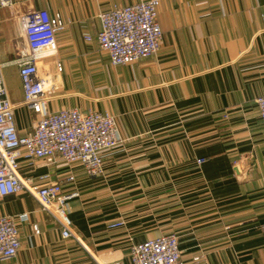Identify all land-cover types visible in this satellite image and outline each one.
I'll use <instances>...</instances> for the list:
<instances>
[{
  "label": "crops",
  "instance_id": "obj_1",
  "mask_svg": "<svg viewBox=\"0 0 264 264\" xmlns=\"http://www.w3.org/2000/svg\"><path fill=\"white\" fill-rule=\"evenodd\" d=\"M140 1L11 0L0 8V63L19 135L36 118L23 105L14 64L21 17L46 10L66 24L46 59L54 69L41 71L44 86L51 82L50 110L108 113L120 138L96 178L78 163L20 161L22 178L38 185L47 174L63 194L78 193L68 216L79 242L62 239L58 223L22 191L0 199V217L14 218L21 242L0 264H130L132 245L165 234L177 237L185 264H264V129L256 105L264 95V0H163L157 54L112 66L95 40L98 16Z\"/></svg>",
  "mask_w": 264,
  "mask_h": 264
},
{
  "label": "built area",
  "instance_id": "obj_2",
  "mask_svg": "<svg viewBox=\"0 0 264 264\" xmlns=\"http://www.w3.org/2000/svg\"><path fill=\"white\" fill-rule=\"evenodd\" d=\"M163 0H142L129 6H114L101 13L100 30L96 43L112 66H127L157 54L162 31L157 23L158 9ZM12 6L11 0H0V8ZM23 48L14 64L22 85L23 105L35 115L30 131L19 135L14 122V109L8 99L0 63V199L28 193L60 226L61 238L78 241L68 216L69 201L77 192L63 194L62 182L48 181L43 175L41 184L20 176V161L30 164L42 161L44 166L80 164L86 177L96 178L103 173V160L107 152L118 147L114 116L90 111L82 113L76 108L52 112L49 107L50 91L41 78L43 61L57 52L56 34L66 27L59 14L46 10L29 11L21 17ZM90 41V38H87ZM61 72L62 66L56 63ZM258 115L264 129V95L256 99ZM198 164L203 160H197ZM236 166V165H235ZM65 182L73 183L69 176ZM120 224L112 225L111 228ZM40 234L37 225L32 226ZM79 242V241H78ZM21 248L17 224L12 216L0 217V261L13 259ZM130 264H185L178 239L174 234L134 244L130 248Z\"/></svg>",
  "mask_w": 264,
  "mask_h": 264
},
{
  "label": "rangeland",
  "instance_id": "obj_3",
  "mask_svg": "<svg viewBox=\"0 0 264 264\" xmlns=\"http://www.w3.org/2000/svg\"><path fill=\"white\" fill-rule=\"evenodd\" d=\"M43 63H45V66L43 67V70L42 71H49V68L51 69V70H53L54 69V66H53V63H52V60L51 59H48V60H44L43 61ZM55 90V89H54ZM53 91V90H52ZM57 105H60V103L59 104H57Z\"/></svg>",
  "mask_w": 264,
  "mask_h": 264
},
{
  "label": "bare ground",
  "instance_id": "obj_4",
  "mask_svg": "<svg viewBox=\"0 0 264 264\" xmlns=\"http://www.w3.org/2000/svg\"><path fill=\"white\" fill-rule=\"evenodd\" d=\"M50 85H51V82L50 83L49 82L48 83L46 82L45 88H48Z\"/></svg>",
  "mask_w": 264,
  "mask_h": 264
}]
</instances>
